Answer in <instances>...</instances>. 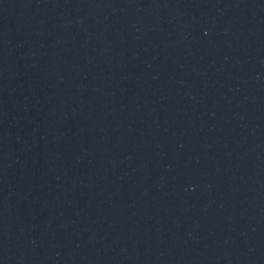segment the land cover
<instances>
[{
  "label": "water",
  "instance_id": "obj_1",
  "mask_svg": "<svg viewBox=\"0 0 264 264\" xmlns=\"http://www.w3.org/2000/svg\"><path fill=\"white\" fill-rule=\"evenodd\" d=\"M0 264H264V0H0Z\"/></svg>",
  "mask_w": 264,
  "mask_h": 264
}]
</instances>
